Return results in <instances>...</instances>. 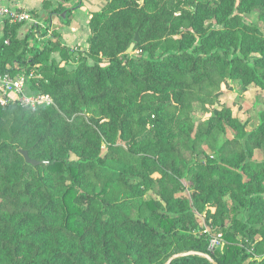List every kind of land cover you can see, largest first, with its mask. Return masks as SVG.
I'll use <instances>...</instances> for the list:
<instances>
[{
    "label": "trees",
    "instance_id": "1",
    "mask_svg": "<svg viewBox=\"0 0 264 264\" xmlns=\"http://www.w3.org/2000/svg\"><path fill=\"white\" fill-rule=\"evenodd\" d=\"M60 1L53 12L70 17L72 0ZM105 2L86 53L63 47L57 32L38 31L48 39L31 47L30 34L17 37L24 23L7 24L0 39V74L35 71L34 92L54 100L0 105V264H166L188 252L264 264V161L253 159L264 150V111L252 131L230 107L199 127L192 117L194 102L208 110L224 84L264 91V38L233 17L258 12L264 22V0ZM132 43L138 56L126 54ZM204 144L212 156L202 159ZM21 150L43 164H27ZM156 186L159 198L144 199ZM202 213L223 251L195 233Z\"/></svg>",
    "mask_w": 264,
    "mask_h": 264
},
{
    "label": "rangeland",
    "instance_id": "2",
    "mask_svg": "<svg viewBox=\"0 0 264 264\" xmlns=\"http://www.w3.org/2000/svg\"><path fill=\"white\" fill-rule=\"evenodd\" d=\"M218 1V0H215ZM56 3H60V0H56ZM233 17L236 19V28L241 29L243 27L247 28H257L259 34L264 38V22L260 20L258 12H252L249 14H242L237 9L233 14ZM28 23V22H27ZM207 26L213 27L214 24L207 23ZM43 33L44 31L41 30ZM161 52L158 53L160 55ZM139 52L135 51L131 54V56H138ZM253 57V56H252ZM77 58L67 65L68 70H72L76 67ZM92 63V60H89ZM31 92H34L33 87L30 84ZM223 91L221 90L218 94V98L214 101L213 104L208 106V110H205V107L201 102H194V111L192 113L193 120L195 122L196 127H199L202 123H204L211 116L218 113L224 107H230L233 111L234 117L238 118L242 123L247 125V129L249 131L254 130L259 124V115L264 111V91L260 90L257 87H250L248 89H244L242 84L238 82H233L231 84H227L222 86ZM217 97V96H216ZM204 107V108H203ZM232 133L229 131L227 133V137H232ZM207 144V143H206ZM206 144L203 146V150L206 153L202 155L201 158L204 159L208 155L212 156L209 149L206 148ZM104 152L106 151V147H103ZM76 159L75 156H73ZM194 158V154L192 151L185 152V159L187 163H190ZM255 161H264V150H256L253 158ZM154 178L160 179L161 176L159 174H155ZM171 183V180H170ZM158 186L154 187L152 190H148L145 192L144 199H158ZM190 195V192H187ZM264 195V193H263ZM229 201H234L235 199L230 197ZM235 202V201H234ZM235 204L238 206L237 202ZM211 212L216 211V207H211ZM238 217L241 220L246 219L247 212L244 208H240L238 206ZM199 229L195 232L198 236H200L202 230L205 226L212 227V219H208L206 213L199 214ZM225 222H228V216L225 217Z\"/></svg>",
    "mask_w": 264,
    "mask_h": 264
},
{
    "label": "crops",
    "instance_id": "3",
    "mask_svg": "<svg viewBox=\"0 0 264 264\" xmlns=\"http://www.w3.org/2000/svg\"><path fill=\"white\" fill-rule=\"evenodd\" d=\"M49 2L46 7L44 2ZM56 0H10V2L18 9L28 12L33 16V20L21 25L17 30V37L20 40L30 34V46H42L48 37L41 36L38 31L43 30L51 35L57 32L60 36V43L63 47L74 50L76 52L86 53L88 51V38L90 36L89 23L92 13L99 12L105 6V0H72L65 4V7L73 8L71 16H57L53 11L59 5ZM5 29L3 31V34ZM42 32V31H41ZM40 32V33H41ZM3 34L0 35V39ZM35 34L38 35L35 37ZM77 53L73 58L76 59ZM58 62L62 61L60 52H56L52 56ZM227 86V84H224ZM223 91V89H222ZM257 260H264V255L257 257Z\"/></svg>",
    "mask_w": 264,
    "mask_h": 264
},
{
    "label": "built area",
    "instance_id": "4",
    "mask_svg": "<svg viewBox=\"0 0 264 264\" xmlns=\"http://www.w3.org/2000/svg\"><path fill=\"white\" fill-rule=\"evenodd\" d=\"M32 20L33 16L30 13L18 9L10 0H0V35L7 24L26 23ZM34 76L35 71H31L30 74L13 75L9 72L0 74V105L18 104L31 109L54 105L50 95L31 92L30 81ZM200 236L207 237L211 252L223 251L226 246L223 234L212 231L210 226H205Z\"/></svg>",
    "mask_w": 264,
    "mask_h": 264
},
{
    "label": "water",
    "instance_id": "5",
    "mask_svg": "<svg viewBox=\"0 0 264 264\" xmlns=\"http://www.w3.org/2000/svg\"><path fill=\"white\" fill-rule=\"evenodd\" d=\"M135 42H139V36L138 34H136V38H135ZM135 43H132L131 46L129 47V49L127 50L126 54H132L134 52V49H135ZM20 153L23 155L25 161L27 164L33 166V167H37L41 164H43L42 161H37L35 159H32L30 156H29V153L27 151H20ZM189 255H197V256H200L202 258H205L207 259L208 261H210L212 264H218L216 263L211 256L209 255H206V254H202V253H196V252H188V253H183V254H177V255H174L173 257H171L166 264H171L174 260L176 259H179L181 257H185V256H189Z\"/></svg>",
    "mask_w": 264,
    "mask_h": 264
}]
</instances>
